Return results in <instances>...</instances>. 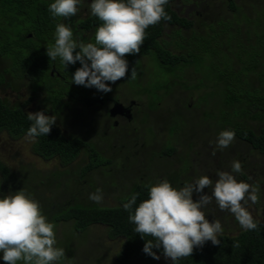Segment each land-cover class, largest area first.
<instances>
[{
  "label": "flooded vegetation",
  "instance_id": "1",
  "mask_svg": "<svg viewBox=\"0 0 264 264\" xmlns=\"http://www.w3.org/2000/svg\"><path fill=\"white\" fill-rule=\"evenodd\" d=\"M176 2L180 3L175 6L179 14L198 24L200 30L215 23L217 33L227 28L223 20H228L229 14L224 16L225 12L215 10L205 0ZM83 3L86 7L80 10ZM90 3V0H81L76 15L66 19L57 17L54 21L51 15L39 21L35 12L34 16L29 13V18L16 12L12 17L11 13H0V92L6 94L0 99L27 113L44 111L46 115H55L57 125L66 136L79 137L85 143L80 154L67 164L59 157H43L59 160L64 172L71 173L78 183L85 179V185L72 194L67 203L59 204V209L75 204L99 205L88 198L97 188L102 189L106 197L116 191L115 206L121 205L135 187L155 183L159 178H166L179 188L197 178L192 173L196 168L203 171L200 176L209 175L215 180L217 170L210 171L209 160L219 165L227 162L230 153L227 148H216L219 132L230 129L232 124L229 123L238 120L258 133L264 120L232 119L228 112H234L221 105L222 95L209 70L201 71L190 61L175 67L161 59H157L156 64L151 54L126 55L128 72L121 80L108 82L111 92L72 83V75L81 63L77 61L66 67L59 58L50 61L47 46L54 44L55 27L60 22L72 27L73 39L94 42L96 27L87 29L81 23L89 15ZM172 29V26L166 29L162 44L167 50L181 54L175 43L177 40L170 36ZM218 42L215 43L219 46ZM208 66L206 62L204 67ZM134 67L136 76L133 79ZM177 87L183 90L179 94L188 92L187 95L179 96L175 91ZM181 98L185 102H180ZM245 108L237 110H250ZM199 120L206 125V131ZM231 144H242L250 149L241 162L242 172L236 173L239 179L247 180L249 175L245 170L252 162L249 159L262 157L264 161V153L237 135ZM179 146L185 149L180 150ZM214 149L216 154L212 155ZM94 156L100 158L99 163H93ZM219 170L231 171V167L223 166ZM259 190L264 193V188ZM208 193L209 189L205 188L203 194ZM200 195L194 192L193 198ZM56 206L54 204L53 209ZM214 206L218 207L216 203ZM206 218L214 222L217 214L209 212ZM231 219L236 228L242 229L234 216Z\"/></svg>",
  "mask_w": 264,
  "mask_h": 264
},
{
  "label": "clouds",
  "instance_id": "2",
  "mask_svg": "<svg viewBox=\"0 0 264 264\" xmlns=\"http://www.w3.org/2000/svg\"><path fill=\"white\" fill-rule=\"evenodd\" d=\"M169 0H91L90 13L101 22L96 28L94 42L73 39L72 27L60 22L55 27L54 44L47 46L50 61L59 58L63 64L81 63L72 75V83L107 93L115 83L126 76V55L138 54L144 43L146 29L161 20H170L165 10ZM80 0H54L49 5L52 17L69 18L78 13ZM79 49V51H76ZM135 67L131 78H135ZM31 126L27 136L35 138L49 135L56 124L55 115L44 111L28 112ZM235 139V132H219L216 148L225 149ZM215 149L212 155H215ZM242 172L239 160L231 163V171L219 170L215 180L201 175L182 187H174L168 179L145 185L148 198L137 205L138 193L123 204L135 232L146 239L145 254L160 259L153 251L162 249L165 258L174 264L181 258L192 256L196 247L218 238L223 228L219 219L210 222L204 209L215 200L221 211L230 212L245 231L257 230L258 223L247 205L259 202V186L238 180L234 173ZM208 188L209 193L203 194ZM200 193L198 200L193 193ZM90 200L101 203L102 189L90 193ZM55 225L42 213L39 201L23 188L0 196V253L5 264H58L65 257V250L56 247ZM234 247H239L235 244Z\"/></svg>",
  "mask_w": 264,
  "mask_h": 264
},
{
  "label": "trees",
  "instance_id": "3",
  "mask_svg": "<svg viewBox=\"0 0 264 264\" xmlns=\"http://www.w3.org/2000/svg\"><path fill=\"white\" fill-rule=\"evenodd\" d=\"M222 1L232 12V16L228 20H223L227 28L222 33H217L216 23L210 24L208 29L200 30L198 24L179 14L175 9V0H169L165 10L171 19L161 20L146 29L145 40L139 53L151 54L154 50L156 58L152 55L150 57L156 64L157 59L175 67L177 64L182 65L190 61L201 71L209 70L208 73H211L222 95V99L219 100L221 105L234 112V114L228 112L232 119L250 117L264 120V6L250 16L237 0ZM53 2L54 0H0V13H11L12 17L16 12L29 18L28 14L34 16L35 12L39 21L46 20L51 15L49 5ZM50 18L55 20L52 15ZM81 23L87 29H91L97 28L101 22L89 12ZM170 26L173 28L170 36L177 40L175 43L181 54L167 50L162 44L165 43L166 29ZM215 42L220 43L219 46ZM6 53L8 52L5 51ZM206 62L208 67H204ZM241 108L250 110L238 112L237 109ZM31 123L23 108L0 99V132L7 131L14 137H22L27 134ZM229 124H232L230 129L235 135L249 140L264 153V126L255 133L238 120ZM84 145V141L79 137L66 136L56 123L48 136L35 137L34 151L46 159L59 157L67 164L80 154ZM90 157H93V153ZM0 172L7 180L12 175L8 166L1 160ZM134 193L139 194L136 206L148 198V189L140 186L129 192L122 204L117 206L75 204L55 211L53 207L52 209L43 207L42 213L55 225V233L60 222H72V230L66 233L81 238V242L78 238H73L65 257L58 264H101L105 261L101 255L98 256L96 250L86 247L88 230L95 224L106 225L110 239L123 240L112 264H132L137 260H141L143 264H155L156 259L143 251L146 239L151 237L143 238L135 232V225L129 220V212L123 208V204ZM49 211L52 215L50 217ZM257 223V230L238 229L239 232L234 235L222 233L218 236L221 241L219 245H213L208 241L203 247H196L192 256L181 258L175 264H264V193L263 219ZM58 240L56 236V242ZM237 243L239 247H234ZM83 251L84 257H79V253ZM153 251L163 255L162 249L154 248ZM2 255L0 253V264L4 263Z\"/></svg>",
  "mask_w": 264,
  "mask_h": 264
},
{
  "label": "rangeland",
  "instance_id": "4",
  "mask_svg": "<svg viewBox=\"0 0 264 264\" xmlns=\"http://www.w3.org/2000/svg\"><path fill=\"white\" fill-rule=\"evenodd\" d=\"M205 1L211 4V6H213L215 10L225 12L223 14L224 16H226L227 14H229L230 17L232 16V12L229 11L228 7L222 0ZM237 2L245 8L248 15L250 16H253V14L257 10L261 9L264 6V0H237ZM179 5V2L175 3V6ZM85 7L86 3H83L80 5L79 9L84 10ZM151 55L156 58V53L154 51L151 52ZM180 90H182L181 87H177L175 89L178 94L180 93ZM187 93L188 92H185L184 94L181 93L179 94V96L185 97ZM4 96H6V94L4 92H0V97ZM11 99L13 100V97ZM187 101L189 103L190 99H187ZM180 102H185L184 98H181ZM199 122L202 125V128L206 131V125L200 120ZM158 131H160V129H158ZM34 142L35 138H30L27 135H24L22 137H14L7 131L0 132V160L8 166L10 172L12 173L10 179L7 180L5 179L3 173L0 172V196L6 195L10 191H18L23 188L29 195L39 201L41 209L43 207H46V209H52V206L55 204L57 205L56 209H53L55 211L60 207L59 204L64 205L65 203H67L71 199L72 194H75L82 186L85 185V179H83L82 182L78 183L71 173H66V171L64 172V168L61 166L59 160H45L43 157L39 156L34 151ZM179 147L180 150L185 149L184 146ZM227 150L230 152L227 154V162L223 161L219 163V165H217L218 163L209 160V163L212 166H210V171L212 173L216 172V170L219 171V169L223 166H225L226 168L231 167V163L235 159L242 162L243 158L248 155L250 149L242 144L237 146L235 144H230V146L227 147ZM234 150H236L235 153ZM236 154H238V156ZM231 155L232 157L229 159ZM95 156L93 163L95 161L96 163H99L100 158L96 159ZM102 159L104 160V158ZM262 159V157L258 159L254 158V160H252L251 158L249 159V161L252 162L247 166V170H245L249 175V178L247 180L239 179L236 173H234V175H236L238 180H242L253 185H259V188L261 189L264 188V161ZM173 166L174 168H176L175 162L173 163ZM202 172V170L196 168L192 173L193 175L199 177L200 173ZM96 180L98 179L96 178ZM158 180H160V178ZM257 180L261 183H259ZM67 186H69V188ZM115 193L116 191L111 192V194L107 197L103 195V200L101 203H99V205L115 206ZM262 193V190H259L258 203L252 204L249 201L247 205L249 211L257 220L263 219ZM199 197L200 196H195L193 199L198 200ZM214 204L215 200L210 203V206H207L204 209L206 214L209 212L213 214L215 213V215L217 214V219H219L222 224L223 233H227L230 235L237 234L239 230L232 223L231 218L233 217V215L230 212L221 211L219 207L215 208ZM50 216L52 215H50L49 211V217ZM209 221L211 220L209 219ZM72 227V222H60L57 225L56 236L59 240L56 242L55 246L63 248L65 250V255L67 253V250L69 249L70 244L72 243V240H74L73 238H78L79 242H81L80 237H74L70 235L71 233H66L68 231H71ZM87 237L88 242L86 247L96 250L99 255L97 253L96 254L98 256H102L105 261H103L101 264H112V261L115 260L116 255L121 249L123 240L110 239L108 235V228L104 224H97L95 226L92 225L88 230ZM79 251H81V249ZM83 254L84 251L79 253V257H84ZM3 264H5V262ZM132 264H143V262L141 260H137ZM155 264H173V261L171 259L165 258L164 255H160V259H156Z\"/></svg>",
  "mask_w": 264,
  "mask_h": 264
}]
</instances>
